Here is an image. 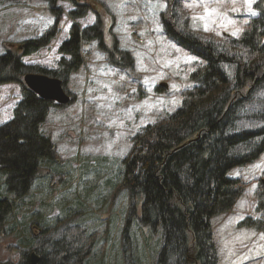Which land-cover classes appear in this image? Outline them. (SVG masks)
Instances as JSON below:
<instances>
[{"label":"rangeland","instance_id":"1","mask_svg":"<svg viewBox=\"0 0 264 264\" xmlns=\"http://www.w3.org/2000/svg\"><path fill=\"white\" fill-rule=\"evenodd\" d=\"M176 3L171 13L175 12L181 28L219 45L239 37L251 19L264 14V0ZM188 3L196 6L187 8ZM160 4L166 8L161 9ZM167 5L164 0L59 1L58 10L53 12L45 0L0 1V54L15 50L24 40L42 36L58 20L51 42L23 58L34 68L55 69L63 56L59 46L69 38L72 25L86 28L99 19L111 52L99 49L96 42L84 45V65L64 83L73 100L52 107L42 127L56 144L63 163L57 170L61 174L54 175L55 181L43 169L25 201L14 209L7 224L15 221L20 227L14 234L0 231V260L14 257L22 241L27 249L32 238L38 243L59 238L68 227L79 225L93 235L89 264H155L161 230L139 225L141 201L131 199L117 176L121 160L131 151L132 136L179 107L182 91L194 85L191 73L201 62L166 34L163 14ZM205 5L210 17L197 20L198 27L194 28L192 17L205 15ZM80 9L85 10L83 17L73 19L69 15ZM212 9L216 13H211ZM205 23L213 30L205 31ZM114 45L120 51H115ZM21 95L19 84L0 86V126L13 117ZM229 175L242 178L245 189L232 211L210 220L217 264H264V230L240 225L248 216L261 217L255 211V195L264 176V152L254 162L232 168ZM52 181L55 183L50 185ZM33 212L37 215L31 219Z\"/></svg>","mask_w":264,"mask_h":264},{"label":"trees","instance_id":"2","mask_svg":"<svg viewBox=\"0 0 264 264\" xmlns=\"http://www.w3.org/2000/svg\"><path fill=\"white\" fill-rule=\"evenodd\" d=\"M45 1L53 12L59 1L76 4V0ZM164 1L168 4L163 14L166 34L201 62L191 73L194 85L182 91L179 107L132 136V148L121 160L117 181L133 201H141L139 225L161 230L155 264H217L210 220L232 211L245 189L243 179L229 172L264 152V14L251 19L239 37L219 45L181 28L175 12L171 13L179 0ZM84 14L83 9L69 13L73 19ZM56 23L42 36L0 54V86L19 84L22 94L13 117L0 126V231L7 234L20 227L7 221L41 171H49L47 177L56 181L54 175L61 174L57 170L63 167L56 144L42 128L50 109L58 105L30 90L24 75L41 73L66 83L85 63V44L96 42L99 49L109 51L99 19L86 28L72 25L69 38L59 46L63 56L57 68L27 65L23 58L51 42ZM113 49L120 51L115 45ZM262 179L255 195V211L261 217L248 216L241 227L264 230ZM86 231L79 225L68 227L59 238L39 243L32 238L27 249L22 241L14 257L0 264H32V253L39 256L37 264H89L94 242Z\"/></svg>","mask_w":264,"mask_h":264},{"label":"water","instance_id":"3","mask_svg":"<svg viewBox=\"0 0 264 264\" xmlns=\"http://www.w3.org/2000/svg\"><path fill=\"white\" fill-rule=\"evenodd\" d=\"M24 84L39 95L42 99L51 101L58 106L69 104L73 98L64 88V82L59 78H54L41 73H26L23 78ZM163 86L162 84L160 87ZM32 264H37L39 256L31 254Z\"/></svg>","mask_w":264,"mask_h":264},{"label":"snow or ice","instance_id":"4","mask_svg":"<svg viewBox=\"0 0 264 264\" xmlns=\"http://www.w3.org/2000/svg\"><path fill=\"white\" fill-rule=\"evenodd\" d=\"M185 6H186L187 8H194L196 5L193 4V3H188V4H186ZM153 7H156V5H153ZM159 7H160L161 9H164V8H166V4H160ZM205 8H206V13H205V15H203V16H193V17H192V20H193V27H194V28L198 27V25H197V23H196L197 20L205 21V20H208V19H209V17H210V13L208 12V10H207V6H206V5H205ZM233 11H238V9H233ZM211 13H216V10H215V9H212V10H211ZM253 14H255V13H253ZM131 19H135V17H133V18H131ZM91 22H93V21L90 20L89 23H91ZM228 23L231 24V23H234V21H232V20H228ZM203 27H204V30H205V31H211V30H213V29L210 27L209 23H205V24L203 25ZM235 34H236V33H233V35H235ZM148 43H149V45H150L152 42L149 41ZM173 47H174V46H173ZM177 51H179V49H177ZM185 58H186L187 60L195 59L194 57H185ZM171 63H172V61H168V62H167V64H171ZM167 64H166L165 66H167ZM141 70H144V67H143L142 64H141ZM121 79H123V77H121ZM172 87H173V88H176L177 85L173 84ZM109 90H111V89H109ZM137 107H139V106H137ZM149 107H151V106H149ZM255 167H260V165H255ZM237 174H238V173H237Z\"/></svg>","mask_w":264,"mask_h":264},{"label":"bare ground","instance_id":"5","mask_svg":"<svg viewBox=\"0 0 264 264\" xmlns=\"http://www.w3.org/2000/svg\"><path fill=\"white\" fill-rule=\"evenodd\" d=\"M70 94V93H69ZM70 96H71V94H70ZM72 97V96H71Z\"/></svg>","mask_w":264,"mask_h":264}]
</instances>
